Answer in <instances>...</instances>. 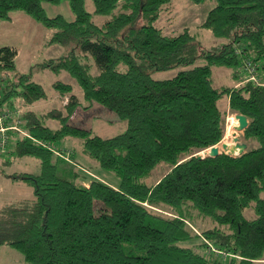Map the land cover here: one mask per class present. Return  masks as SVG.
Returning a JSON list of instances; mask_svg holds the SVG:
<instances>
[{
	"label": "trees",
	"instance_id": "1",
	"mask_svg": "<svg viewBox=\"0 0 264 264\" xmlns=\"http://www.w3.org/2000/svg\"><path fill=\"white\" fill-rule=\"evenodd\" d=\"M66 1L71 20L45 14V4L60 0H0V20L19 10L50 29L48 43L70 50L38 67L66 71L88 103L83 109L100 104L127 126L103 137L72 124L80 102L62 81L52 85L67 97L62 109L21 110L28 136L7 131L0 168L23 156L36 157L39 167L2 174L27 183L32 196L0 208V247L29 264H264V83L251 79L264 69V0H211L198 25L221 40L209 48L189 27L169 35L156 25L171 0H91L92 12L84 0ZM95 16L105 18L101 25ZM16 55L15 47H0L1 74L15 69ZM221 66L247 74L234 70L233 85L216 86L212 68ZM177 67L185 69L153 76ZM46 97L29 72L0 78L1 110ZM223 97L231 113L247 118L243 142L256 145L198 159L197 151L224 141ZM68 137L80 139L82 153L115 174L118 186L92 177L70 147L53 146ZM159 162L170 169L147 184ZM197 220L211 226L192 230Z\"/></svg>",
	"mask_w": 264,
	"mask_h": 264
},
{
	"label": "rangeland",
	"instance_id": "2",
	"mask_svg": "<svg viewBox=\"0 0 264 264\" xmlns=\"http://www.w3.org/2000/svg\"><path fill=\"white\" fill-rule=\"evenodd\" d=\"M84 1L85 9L89 12H92L93 5L91 0ZM212 5L213 2L211 0H207L204 3L196 5L192 4L190 0H171L168 5L164 6L166 9L163 10L158 21L156 22V25L164 33L169 35H174L175 33L180 32L182 28L189 27L190 30H192V32L195 34L196 39L201 42L203 47L209 48L221 40H215L210 30L200 28L198 25L204 21V17ZM44 7L45 14H47L49 17L55 14H63L67 20H71L73 18V14L69 10L68 1L66 0H60V3L57 5L45 4ZM9 15L11 17L10 21L0 20V47L7 45L13 46L15 49H17V55L15 57V69L11 72H8V74L0 73V78L4 76L12 78L17 73H31L32 79L41 84L44 92H46L47 95L46 99L39 101V106H35V109L42 113L46 110L54 108L62 109V107L66 104V100L59 97V94L53 90L52 85L55 81H62L64 83L67 82L72 85V91L80 102L71 118L70 122L72 124L85 129L90 128L94 133L100 136L102 135L103 137H112V135L123 132L127 126V122H125V120H120L115 112L109 111L104 106L97 103H93L87 109H83V106L88 105V103L84 101L82 91L80 90L77 81L71 78L66 71L55 73L47 69L41 70L38 67V64L44 60L64 56V54L70 50V47H62L56 43L49 44L48 40L51 37L50 29H47L41 24L39 25L29 15H25L19 10L10 11ZM104 20L105 18L101 16H95L94 18L95 23L100 25ZM215 41L217 42L215 43ZM203 62V59L199 58L194 65H199ZM181 69L185 68L177 67L176 69L172 70L159 71L155 72L153 76L160 79H166L175 76L177 71ZM234 70H237L239 73H241L243 77L245 74H247L245 70L243 71V69H241V67H213L212 73L214 85H233V82L237 80L236 78L231 77ZM256 71L257 72L254 78H256L258 82L264 83V69H259ZM61 101L64 102L62 103ZM11 102L18 107V105H16L19 102L18 99H11ZM219 105L222 107V111H225L226 119L224 123V129H226V133L224 131V141H221L222 143L220 142L216 145L220 149V152L222 150L221 144L225 145L226 151L231 152L228 150L230 147L228 144V139H232L236 136L239 142H243V139H241V132L237 131L235 129L236 126H232L229 122V118L232 119L230 115L235 114L231 113L229 108L226 107L224 97L219 102ZM6 107L9 109V105ZM21 110L22 109L20 108L16 109L18 112H21ZM20 115L21 113H19V116ZM51 123L54 124V122ZM54 125H56V122ZM232 142L233 145L235 142L233 140ZM9 145L10 143H4L3 150L5 151ZM255 145L256 143L252 141L249 142L247 146L251 147ZM53 146L60 149H68V147H70V152H74L72 153L73 158L79 162V164L81 163L84 167H86L90 173H92V177L101 181H105L111 186H118L120 180L115 174L104 168H100L95 160L89 158V161L86 160L87 157L82 153L80 139L68 137L66 140L54 143ZM3 150H0V152ZM207 150L208 149L197 151L196 154H207ZM5 158V156H1L0 162ZM10 161L11 162L9 164H3V166L0 168V208H2L4 204L13 203L16 200L25 199L32 196V188L27 185V183L18 179L11 180L9 177L3 176L2 174L9 176L13 173V171L35 173L39 167V161L36 159V157L23 156L21 158H14ZM169 169V165L159 162L148 175V177L145 178V182L147 184L155 183ZM244 215L247 218H251L253 215L251 209L245 210ZM189 225L192 230L197 231H201L211 226L208 220H197L195 225ZM0 264L29 263L24 261L23 256L19 251L5 244L0 247Z\"/></svg>",
	"mask_w": 264,
	"mask_h": 264
},
{
	"label": "built area",
	"instance_id": "3",
	"mask_svg": "<svg viewBox=\"0 0 264 264\" xmlns=\"http://www.w3.org/2000/svg\"><path fill=\"white\" fill-rule=\"evenodd\" d=\"M247 69L250 71L253 69L249 64ZM251 79H254V77H251ZM18 111L16 110H11V109H0V150L3 149L4 143L7 141V131L11 130H17L21 134L28 136L27 133L21 129L20 125L22 124L21 118L19 116ZM47 146V145H46ZM50 149H53L49 147ZM57 153V152H55Z\"/></svg>",
	"mask_w": 264,
	"mask_h": 264
},
{
	"label": "water",
	"instance_id": "4",
	"mask_svg": "<svg viewBox=\"0 0 264 264\" xmlns=\"http://www.w3.org/2000/svg\"><path fill=\"white\" fill-rule=\"evenodd\" d=\"M234 117H236L237 118V120H238V125L236 126V130L237 131H239V132H242L244 129H246V126H247V123H248V121H247V118L246 117H244L243 115H241V114H235L234 115ZM234 146H231V147H229L228 149H229V151H231V150H233V149H235L237 152L236 153H231V152H228V151H226L225 150V145H223V144H221V147H222V151L223 152H226V153H228V154H230V155H236V154H240V153H242V152H244V150L246 149V144L244 143V142H239L238 140H237V136L236 137H234ZM221 152H220V150L218 149V147H217V145L215 144L214 146H212V147H209L208 148V150H207V155L208 156H210V157H214L215 155H218V154H220ZM206 154H203V155H200V154H196V156H197V158L198 159H202L204 156H205Z\"/></svg>",
	"mask_w": 264,
	"mask_h": 264
},
{
	"label": "bare ground",
	"instance_id": "5",
	"mask_svg": "<svg viewBox=\"0 0 264 264\" xmlns=\"http://www.w3.org/2000/svg\"><path fill=\"white\" fill-rule=\"evenodd\" d=\"M231 116V118L232 119H230L229 117V122L231 123V125L232 126H237L238 125V120H237V118L236 117H234V115H230ZM234 138H230V139H228V144L230 145V147L231 146H234V144L232 145V140H233ZM234 141V140H233ZM226 143V142H225ZM219 149V148H218ZM220 150V149H219ZM229 150V149H228ZM231 152H233V153H236L237 151L235 150V149H233V150H231Z\"/></svg>",
	"mask_w": 264,
	"mask_h": 264
},
{
	"label": "crops",
	"instance_id": "6",
	"mask_svg": "<svg viewBox=\"0 0 264 264\" xmlns=\"http://www.w3.org/2000/svg\"><path fill=\"white\" fill-rule=\"evenodd\" d=\"M216 42H217V41H215V43H216ZM59 97L65 99V100H66V98H67L66 95H65L64 97L59 95ZM61 102L63 103L64 101H61ZM39 105H40L39 101H36V102L32 103L31 106H28V107H21V108H22V110L25 109V108L36 110V109H35V106H39ZM84 157H85V156H84ZM85 158H86V157H85ZM86 160H88V158H86ZM88 161H89V160H88ZM88 164H89V163H88Z\"/></svg>",
	"mask_w": 264,
	"mask_h": 264
}]
</instances>
